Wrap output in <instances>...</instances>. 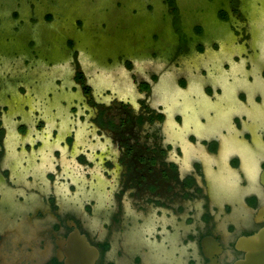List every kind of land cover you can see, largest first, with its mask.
<instances>
[{
	"label": "flooded vegetation",
	"instance_id": "flooded-vegetation-1",
	"mask_svg": "<svg viewBox=\"0 0 264 264\" xmlns=\"http://www.w3.org/2000/svg\"><path fill=\"white\" fill-rule=\"evenodd\" d=\"M261 5L233 0L219 15L240 22L211 35L177 28L174 68L154 50L76 72L61 124L0 106V264L247 260L264 233Z\"/></svg>",
	"mask_w": 264,
	"mask_h": 264
},
{
	"label": "rangeland",
	"instance_id": "rangeland-1",
	"mask_svg": "<svg viewBox=\"0 0 264 264\" xmlns=\"http://www.w3.org/2000/svg\"><path fill=\"white\" fill-rule=\"evenodd\" d=\"M248 1L238 3L244 6ZM232 2L0 0V106H10L7 121L16 122L21 116L30 130L41 119L61 124L56 115L67 112L68 106H82L83 93L74 81L75 73L90 74L96 63H118L123 57L151 60L156 51L152 68L167 60L174 68L177 28L190 32L200 24L211 35L224 25H238L240 21L219 15L221 10L231 11ZM263 22V17L257 18L254 28L258 30ZM123 69L128 71L124 65ZM73 85L78 89H72Z\"/></svg>",
	"mask_w": 264,
	"mask_h": 264
},
{
	"label": "water",
	"instance_id": "water-1",
	"mask_svg": "<svg viewBox=\"0 0 264 264\" xmlns=\"http://www.w3.org/2000/svg\"><path fill=\"white\" fill-rule=\"evenodd\" d=\"M241 242L248 248L249 255L247 260L239 264H264V233L243 239Z\"/></svg>",
	"mask_w": 264,
	"mask_h": 264
},
{
	"label": "trees",
	"instance_id": "trees-1",
	"mask_svg": "<svg viewBox=\"0 0 264 264\" xmlns=\"http://www.w3.org/2000/svg\"><path fill=\"white\" fill-rule=\"evenodd\" d=\"M171 2L174 4V0H171Z\"/></svg>",
	"mask_w": 264,
	"mask_h": 264
}]
</instances>
